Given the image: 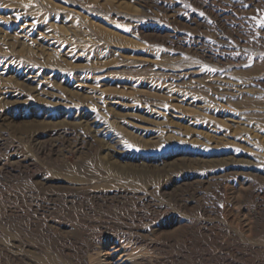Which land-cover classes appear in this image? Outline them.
<instances>
[{"label": "rangeland", "instance_id": "1", "mask_svg": "<svg viewBox=\"0 0 264 264\" xmlns=\"http://www.w3.org/2000/svg\"><path fill=\"white\" fill-rule=\"evenodd\" d=\"M0 264H264V0H0Z\"/></svg>", "mask_w": 264, "mask_h": 264}, {"label": "bare ground", "instance_id": "2", "mask_svg": "<svg viewBox=\"0 0 264 264\" xmlns=\"http://www.w3.org/2000/svg\"><path fill=\"white\" fill-rule=\"evenodd\" d=\"M122 239H123V237H120V239H118L119 240V244L113 246L112 248L115 249L116 251L123 250L126 255H128L129 257H131L132 256L131 252H132V250H134V248L129 249V248L125 247L128 242L126 243L125 242L126 240L125 239L122 240ZM140 256L142 257V255H140Z\"/></svg>", "mask_w": 264, "mask_h": 264}, {"label": "snow or ice", "instance_id": "3", "mask_svg": "<svg viewBox=\"0 0 264 264\" xmlns=\"http://www.w3.org/2000/svg\"><path fill=\"white\" fill-rule=\"evenodd\" d=\"M201 15H204L203 13H201ZM221 207H222V205H221Z\"/></svg>", "mask_w": 264, "mask_h": 264}]
</instances>
